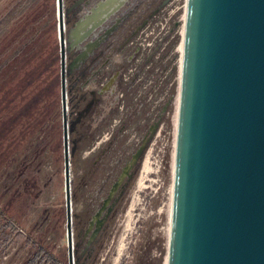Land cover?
<instances>
[{
    "label": "rangeland",
    "instance_id": "1",
    "mask_svg": "<svg viewBox=\"0 0 264 264\" xmlns=\"http://www.w3.org/2000/svg\"><path fill=\"white\" fill-rule=\"evenodd\" d=\"M100 1L64 0L75 264H166L186 0H127L75 43ZM54 49L57 0H0V264H69L62 104L39 128L20 86Z\"/></svg>",
    "mask_w": 264,
    "mask_h": 264
},
{
    "label": "water",
    "instance_id": "2",
    "mask_svg": "<svg viewBox=\"0 0 264 264\" xmlns=\"http://www.w3.org/2000/svg\"><path fill=\"white\" fill-rule=\"evenodd\" d=\"M57 17L75 264L64 0ZM166 261L264 264V0H186Z\"/></svg>",
    "mask_w": 264,
    "mask_h": 264
},
{
    "label": "trees",
    "instance_id": "3",
    "mask_svg": "<svg viewBox=\"0 0 264 264\" xmlns=\"http://www.w3.org/2000/svg\"><path fill=\"white\" fill-rule=\"evenodd\" d=\"M58 61H60V52L57 49L45 51L44 54L35 62V65L31 67L26 66L20 78V82H22V84H19H21L20 86L22 89H26L30 85H34L36 81L40 86L37 95L34 96L27 103L25 109L22 110L26 116L31 117L32 113H34V110L37 107L36 105L38 102H40V100L45 101L41 111V116L43 115L42 122L41 119H39L37 124V127L39 126V128L43 126L44 128L47 127V123L49 122V113L52 109L51 107H59V104L61 103V100L59 99V83L61 86V78L59 80ZM72 78L73 76L67 75V80H69L68 95L70 98V103L73 99ZM71 108H73L72 105ZM74 151L75 147L73 144L71 153L75 156L76 154Z\"/></svg>",
    "mask_w": 264,
    "mask_h": 264
},
{
    "label": "bare ground",
    "instance_id": "4",
    "mask_svg": "<svg viewBox=\"0 0 264 264\" xmlns=\"http://www.w3.org/2000/svg\"><path fill=\"white\" fill-rule=\"evenodd\" d=\"M126 1L127 0L119 4V0H101L91 9L90 12L87 13L84 18L78 22L74 30L75 35L79 39L93 27L101 24L103 21L119 11V7H121Z\"/></svg>",
    "mask_w": 264,
    "mask_h": 264
},
{
    "label": "flooded vegetation",
    "instance_id": "5",
    "mask_svg": "<svg viewBox=\"0 0 264 264\" xmlns=\"http://www.w3.org/2000/svg\"><path fill=\"white\" fill-rule=\"evenodd\" d=\"M113 16V15H112Z\"/></svg>",
    "mask_w": 264,
    "mask_h": 264
}]
</instances>
